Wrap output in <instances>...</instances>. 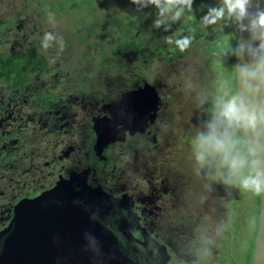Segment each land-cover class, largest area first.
<instances>
[{
    "label": "flooded vegetation",
    "instance_id": "flooded-vegetation-1",
    "mask_svg": "<svg viewBox=\"0 0 264 264\" xmlns=\"http://www.w3.org/2000/svg\"><path fill=\"white\" fill-rule=\"evenodd\" d=\"M41 3L45 5L44 0ZM4 9L8 4L0 0V57H12L7 64L16 68L0 80V250L15 229L21 205L46 195L48 202L86 209L114 234L121 250L137 264L232 262L231 257L240 251L241 227L233 196L218 206L227 215L225 219L207 215L204 208L217 194L201 196L206 213L200 221L216 223L210 224L217 225V231L201 223L206 234L198 238L199 225L187 229L196 218L184 216L193 204L186 202L175 180L182 174L161 162V156L173 147L160 132L165 109L160 85L155 86L161 97L157 114L151 119L149 113L139 121V128L134 127L138 122L125 117L122 97L148 81L141 84L140 79L121 91L89 70L78 72L75 68L63 74L68 66L65 61L82 58L90 64L85 50L82 56L74 55L79 42L75 33L68 32V26L62 28L53 45L61 49L62 39L66 48L47 50L42 42L47 19L24 22L15 12L2 13ZM31 9H38L40 15L44 10L40 6ZM53 17L58 30L62 17ZM27 57L35 59L32 65L24 64ZM231 127L233 133L238 131L236 123ZM210 179L199 183L195 179L196 188L204 190L203 182H211L220 197L223 183ZM188 191H192L190 186ZM170 211L181 214L173 219ZM256 224L254 219L253 226ZM226 230H231L230 235L220 237ZM256 239L251 256L249 248L245 253L246 264H252Z\"/></svg>",
    "mask_w": 264,
    "mask_h": 264
},
{
    "label": "rangeland",
    "instance_id": "rangeland-1",
    "mask_svg": "<svg viewBox=\"0 0 264 264\" xmlns=\"http://www.w3.org/2000/svg\"><path fill=\"white\" fill-rule=\"evenodd\" d=\"M4 1L8 4V9L2 10V13L14 14L15 12L19 14V16L14 15L18 17V20L37 23V20L47 19L43 24L46 25L47 32L52 33L55 37L48 41L47 50L56 48L53 44L57 41L56 38L62 28L68 26V32L75 33L79 42L75 45L74 55L82 56V50H85L89 53L87 58L90 64L82 58L79 62L65 61V65L68 66L63 70V74H67L69 70L75 68L78 72L89 70V74L97 76L99 80L109 79L113 82L114 88L117 87L121 91L128 90L131 85L134 86L139 76L141 84L148 81L147 83H151L153 86L160 85V91L163 93V107L165 108L162 111L160 132H162L161 136L166 137V143L173 147L169 154L161 156V162L168 166L173 165L174 170L176 167V171L182 174V176L177 175L175 180L179 183V189L184 192L186 202H192L193 207L201 205L197 208L188 207L187 213H184L185 217L191 215L196 218L195 221H191L187 229L199 225L200 228L196 229L198 238H205L206 232L202 225L203 223L208 224V222L207 219L203 222L200 220L206 212L209 216L219 215L216 217L225 219L227 215L222 214V209L218 206L220 203L226 202L228 196H233L238 202L236 211L241 223L239 229L240 251L231 257L232 262H227V259L222 264H246L245 253L250 244L252 226L259 208L255 194L244 190L240 183L252 171V160L250 154L245 153L242 137L239 138V135L237 136V133L234 132L230 138L229 129L232 128L233 122L223 115L224 107L218 114L219 119L216 117V112L212 115L207 114L208 107L211 106L210 99L214 97L211 94V89L217 82L219 83L218 94H222V96L218 95L219 98L217 97L219 105L221 97L226 103L235 97L234 91H231L230 88L233 87V84L235 87L236 83V57L234 60L233 54L234 45L238 40L239 9L235 13L229 12L226 1L222 3V7H225L223 15H217V11L221 8L211 9L216 13L213 25L219 35L217 40L211 42L212 35L208 30H205V19L203 18L200 19L201 25L195 23L192 29L196 32L206 31L204 35L197 38L192 37L191 34L187 35V27L184 26V23L189 18V14L185 12L186 7L189 10V4L169 5L167 0H160L159 6L149 4L148 7L137 8L138 11H136L137 6L132 3V0H44V6L41 3L43 0ZM36 6L44 8L43 14H38V9H31ZM63 6L64 11L62 12ZM176 12H180L178 19H174ZM200 12L205 15L204 9ZM49 13L59 20L62 17L57 25L59 26L58 30L55 29L54 17L51 21L49 20ZM132 14L138 15L141 19H149L142 25L143 29L148 32V35H154L156 39L164 36L163 41L157 39L158 42L172 45V49L153 50L158 45L152 41L150 44L145 43L144 50H141L142 53L140 52L139 56L138 50H126V40L130 39L134 30L125 28L121 24L128 23L127 17ZM156 20L161 22L158 28L154 24ZM184 37L191 39V43L184 48L185 51L180 50ZM176 39H178V44H176ZM42 42L44 45V39ZM63 45L66 48L64 40ZM222 45L225 48H221ZM147 46H149L148 52L145 50ZM56 50L61 49L56 48ZM68 58L69 56L66 55L67 60ZM221 60L223 61L221 62ZM218 66H220V73H217ZM218 141L221 143L218 144ZM198 157H202V159H198ZM237 157L244 160L245 164L242 168L233 169L231 167L232 160ZM166 165L165 168L168 169ZM205 175L206 177H203ZM209 176L210 180L223 183L224 189H222L220 197L216 186L211 182L209 184L203 182L204 190L196 188L195 179L199 183L202 182V179L208 180ZM187 186H190L192 191L187 192ZM213 194H217V198L204 207L205 201L201 196L208 197ZM202 207L206 208V212ZM174 211H170L169 214L170 216L174 215L172 218L176 219L181 213ZM226 211L224 209V212ZM201 223L202 225H200ZM210 223L209 227L217 231L218 226ZM230 233L231 230L223 231L220 237L227 238ZM194 246L195 244L192 245V248ZM220 249L225 251L222 246Z\"/></svg>",
    "mask_w": 264,
    "mask_h": 264
},
{
    "label": "water",
    "instance_id": "water-1",
    "mask_svg": "<svg viewBox=\"0 0 264 264\" xmlns=\"http://www.w3.org/2000/svg\"><path fill=\"white\" fill-rule=\"evenodd\" d=\"M240 16L236 50V94L257 117L255 132L242 127L249 154L264 159V26L259 14L264 0H248ZM255 22V23H254ZM160 95L145 83L122 97L125 117L138 122L157 114ZM144 129V125L143 128ZM251 160L254 157L250 154ZM68 207V210H67ZM0 264H137L122 250L114 234L91 213L75 205L48 202L46 195L21 205L15 229L4 239ZM252 264H264V197Z\"/></svg>",
    "mask_w": 264,
    "mask_h": 264
},
{
    "label": "trees",
    "instance_id": "trees-1",
    "mask_svg": "<svg viewBox=\"0 0 264 264\" xmlns=\"http://www.w3.org/2000/svg\"><path fill=\"white\" fill-rule=\"evenodd\" d=\"M224 1H226V0H217V1H215V0H191V3H193L192 8L190 9V6H189L188 7L189 10H187V7L185 9V12L189 14L188 20L184 23V26L187 27V35L191 34L192 37L197 38L201 35H204V33L208 30L210 32V34L212 35L211 36V42H213L216 38L218 39L219 35L217 34L215 27L213 25V23L216 20V17H215L216 13L212 12L211 9L215 8L217 10L218 8H221V10H225V7H222V3ZM202 9L205 10V15H203L200 12ZM136 11H138L137 7H136ZM201 18H203V19L207 18V19H205V26H206L205 30L206 31L201 30V31L196 32L195 30L192 29V26L195 23L198 25H201V23H202V21H200ZM209 18H210V21H209ZM127 19L129 20V22L128 23L123 22L121 24V26H123L125 28H130V29L134 30L135 32L133 31L130 39L126 40V44H127L126 50H138V56H139L141 50L145 47V43L147 42L148 44H150L152 41H153V43H156L159 46V48L162 50H166V49L171 48L172 45L161 44L158 42V40H162V38H164V36H161V38L158 37L157 38L158 40H157L154 35H151V34L148 35V32L143 29L142 25L144 23H146L147 20H149V19H147V18L141 19V17H139L138 15H135V14L128 16ZM237 35H238V32H237ZM164 41H166V40H164ZM236 42H237V40H236ZM176 44H178V39H176ZM166 45H168V46H166ZM227 45L229 46V43ZM231 47H233V46H231ZM213 48H214V46H213ZM221 48H225L224 45H222ZM216 49H218V47H216ZM230 50H233V49H230ZM236 50H237V43L234 45V54H233L234 60L236 57ZM148 51L149 50H146V52H148ZM221 51H227V50H221ZM11 59H13V58L12 57H4V58L0 57V80L3 78H6V72H9V70L11 68H16V67H9V65L7 64L8 61ZM14 60H18V58L16 57ZM34 61H35V59L27 57L26 59H24V64L25 65H32L34 63ZM222 61L223 60H221V62ZM221 62H219V63H221ZM235 62H236V60H235ZM130 64H132V63H130ZM217 73H220V66L217 67ZM235 76H236V74H235ZM95 77H97V76H95ZM140 79H141V77L139 76L138 80H140ZM232 86L233 87L230 88V90L234 91V93H235L234 96L237 97L236 83H235V87H234V84ZM218 91H219V83L217 82V84H214L212 86V89H211V94L214 97H212L210 99L211 106L208 107V113L207 114L212 115L214 112H216L217 113L216 117L219 119L220 117L218 116V114L221 113V110L225 106L226 101L221 97V104L220 105L218 104V98H219V96H222L221 93L218 94ZM229 131L231 133V135H230V138H231L233 132L231 131V129H229ZM236 133H237V136L239 135V138L242 137L241 139L243 140V143H244L245 153L248 155L249 151L247 149V143H246V140H245L241 126L238 125V131H236ZM256 197H257L256 200H257V204H258V208H259L260 198L257 195H256ZM259 219H260V216H259V211H258L256 218H255V221H257V224L255 226H252V236H251V240H250L251 244L248 247L249 248V256H251L253 248H254L255 238L257 236Z\"/></svg>",
    "mask_w": 264,
    "mask_h": 264
},
{
    "label": "clouds",
    "instance_id": "clouds-1",
    "mask_svg": "<svg viewBox=\"0 0 264 264\" xmlns=\"http://www.w3.org/2000/svg\"><path fill=\"white\" fill-rule=\"evenodd\" d=\"M169 5L173 4H189L191 5V0H167ZM132 3L137 6L138 9H143L148 7L149 4H155L157 6L160 5V0H132ZM248 0H226V5L228 11L231 13H235L237 9H239V15L244 16L246 13V4ZM216 11V10H213ZM49 20L53 18V14L49 13ZM217 15H223V10L217 11ZM180 16V12H176L174 19H178ZM207 19V18H205ZM160 21H154L155 26L158 28L160 26ZM255 23V22H254ZM258 23L261 26H264V12L259 14ZM55 39V37L50 32H46L44 36V46L48 47V41ZM191 43V39L189 37H184L183 41L180 45L181 50H184ZM63 49V41L61 39V50ZM223 115L229 119V121L236 123L237 125L243 127L246 131L251 128L253 132L257 129V117L255 113H250L248 107L242 103L238 102L236 97H233L228 103L224 106ZM262 121H264V114L261 117ZM220 144L221 142H217ZM254 159L251 161L252 163V171L245 176L240 186L244 190H248L253 192L257 196L264 197V159L257 156L255 151L250 153ZM198 159H202V157H198ZM245 164L244 160L234 158L232 160L231 167L233 169L242 168Z\"/></svg>",
    "mask_w": 264,
    "mask_h": 264
}]
</instances>
